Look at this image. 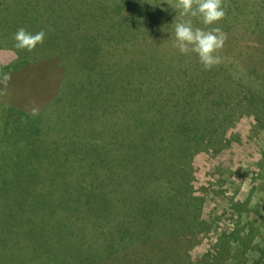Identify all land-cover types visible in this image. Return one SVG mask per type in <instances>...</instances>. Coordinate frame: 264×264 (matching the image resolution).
I'll list each match as a JSON object with an SVG mask.
<instances>
[{"label":"rangeland","instance_id":"obj_1","mask_svg":"<svg viewBox=\"0 0 264 264\" xmlns=\"http://www.w3.org/2000/svg\"><path fill=\"white\" fill-rule=\"evenodd\" d=\"M17 3H28L39 8L38 14L41 16L33 23L46 34L43 43L37 44L25 55V60L31 61L30 65L27 63L17 71L13 69L21 61L15 60L17 54L9 49L0 50V63L14 66L0 67V73L10 72L11 76L7 85L0 84V164L6 166L0 168V180L6 185L17 183L15 179L20 172L28 178L27 164L21 170L14 167L27 162L30 154L49 156L41 159L49 167L50 160H59V155L61 159L63 153L72 152L73 160L66 166L68 171H63V167L57 164L59 168L55 172L59 175L68 172L69 185L81 186L75 189L73 195L63 191V188L59 189L57 199L64 201L71 198L86 205L90 200L94 206L95 210L89 213H86V207L78 208L80 210L75 212L73 218L88 222V229L82 230L83 235L76 239L86 240L87 246L93 243L95 251L100 252L102 257L94 264H237L233 260L235 246L225 248L224 256H219V252L224 250L220 244L233 241L227 236L237 228L242 229L241 236H246L244 234L248 232L251 221L258 222L256 227L264 228L261 222H264V121L259 119L256 111L242 109L243 87L237 82L248 84L256 94L263 95L264 83L261 78L249 72L238 54L230 51L216 53L220 57L219 64L226 66L223 74L229 77L230 83L222 85V88L233 92L232 104L238 107V120L223 133L226 138L222 147L208 146L197 151L190 163L191 179L188 185L193 198L200 204L199 227H206L207 232L182 239L181 242H170L161 239L170 229L161 224L160 215L152 217V220L158 218L154 223L150 222L149 213L144 215L143 206L152 203L150 199L153 197L147 198L144 186L125 183L127 172L133 170L142 175L154 171L161 175L169 170L162 166L140 171L142 155L147 152L142 147L143 135L149 132L139 127L135 130V111L138 109L140 112L144 106L142 92L147 89L138 72H142L143 57L150 60L176 58L175 68L182 65L187 68L186 71L175 69L177 71L170 72L172 93L176 90L179 99L181 94L176 87L181 88V85L202 73L195 68L198 57L180 54L174 47L175 37L174 44L172 40L169 41L170 30H167L169 36L162 32L164 41L156 52L152 51L150 44L143 45L146 41L142 40L140 11L134 4L126 5L124 0H0V15L7 7ZM159 6L160 13L149 22L170 20L167 5ZM53 35L55 41L49 40ZM144 48L150 53L147 57L140 54ZM167 63L169 65L170 62ZM162 76V73L156 75L155 83L151 84L155 86V96L167 82L160 80ZM180 76L185 77L183 83L175 84ZM136 80H139L138 84ZM196 91L198 98L200 91ZM150 98L144 99L148 102ZM30 118L33 120H28ZM163 138H170V133L159 130L155 136L147 138L148 144H151L152 150H160L170 159V154H167L170 152V139L160 143L158 140ZM97 152H101L102 156ZM118 156H124L125 162L120 164L113 161ZM94 157L106 158L107 161L96 163ZM12 160L15 161L12 163ZM68 165L73 169H69ZM3 170L7 171L3 173ZM51 171L43 173L46 176L44 185H56L48 179L67 183L63 178H53ZM161 176L164 178V175ZM164 180L165 184L158 181L147 186L154 197L157 192L154 187L162 188L165 192L170 189L172 193L170 176ZM182 182L180 178L175 180L176 185ZM107 185L122 188L116 194ZM136 187L145 189L141 194L144 201L141 197L125 198L133 190L134 193L138 192L134 189ZM180 188L182 192L185 191V188ZM111 189L115 190L116 186ZM165 192H162V204L155 209L161 213L177 207L176 213H181L178 219L183 221L189 210L184 206V198L177 199L173 204ZM121 193H124L123 197ZM104 196L109 197L112 217L108 214V217L105 216L101 202ZM116 209L138 215L139 222H132L130 217L125 219ZM174 216H177L175 212ZM123 221L122 232H118L116 226ZM179 222L173 223L175 230H179ZM94 224L97 226L93 227ZM156 231L161 232V237L155 236ZM261 236L262 239L257 236L255 244H261L259 247L264 248V241L259 243L264 240V235ZM111 246L120 248L111 249L106 255L104 251ZM245 259L241 264H255L259 254H251ZM45 260L48 264L63 262L59 244L46 247ZM25 264H32V261L28 260Z\"/></svg>","mask_w":264,"mask_h":264},{"label":"trees","instance_id":"obj_2","mask_svg":"<svg viewBox=\"0 0 264 264\" xmlns=\"http://www.w3.org/2000/svg\"><path fill=\"white\" fill-rule=\"evenodd\" d=\"M125 1L127 2L126 5L132 6L134 4L135 7L137 6V11H140L142 20V40L146 41L143 45L150 44L152 51L156 52L159 50V44L164 41V36L162 35L163 31L169 36L167 30H170L169 41L172 40L171 42L174 44L175 38L173 39V36L175 37L174 27L176 23L193 20L194 27L205 28V30L211 27H219L226 34V40L223 47L218 51H225L226 53L230 51L238 54V57L249 72L257 74L264 83V0H262V2L258 0H222L225 16L220 21L210 26H204L201 21L193 18L190 13L181 15L182 9L175 6V0H171L170 5H168V0H164V2L163 0H140L138 2H136V0H124V3ZM138 4H140V10H138ZM161 4L167 5L166 10L170 11L168 16L170 20L166 21V19H163L159 20V22L155 21V23L149 22L150 19L160 13L161 7L159 5ZM173 11H178V13H173ZM38 13L39 8L36 6H31L28 3H17L15 6L12 5L7 7L0 15V24L4 26V28L1 27L2 29H0V50H12L17 54L15 60H21L18 62L19 65L15 67L12 65L0 64L2 69L14 67L13 69L17 71L25 67L27 63L30 65L31 61L25 60V55L28 53V50L15 49L12 37L19 28H24L30 33L41 31L42 29L40 30L37 24L33 23L36 18L41 16ZM173 16L176 21L173 20ZM24 18L27 20L23 21L24 24H28L29 26L23 25L24 27H20L19 22ZM49 40L55 41L54 35L51 36ZM140 52V54H143L145 57L150 54L145 48ZM189 55L196 56L194 53H189ZM151 56L152 54L150 57ZM37 61H39V59L35 62ZM166 61L170 62L169 65ZM175 61L176 58H173V60H150L143 57L140 69L144 75L142 72L137 71L138 74L140 73L141 80L142 78L144 79L142 84L147 86V89L142 92L143 97L152 98H150L148 102L143 98L144 106L142 105L141 111L138 112V109L135 111V130L139 127L149 132V134L143 135L142 147L147 152L143 151L145 154L142 155L143 164L140 171L152 170V167L159 169L164 166L168 167L169 170L166 171H169V173L166 174V171L163 172V174H161L164 175L163 178V176L155 171L154 173L142 175V173H135V170H133L131 173L127 172L125 183H129V186L142 185L147 191V198L150 199L153 197L150 199L152 203L148 206L144 204L143 212L144 215L149 213L151 220L154 215L159 214L161 224L166 229H170L169 232L165 231L166 236L161 239H167V241L170 242H181L182 239L200 235L203 231L207 232L206 227H199L201 226V223L198 222L200 204L196 198H193L191 189L188 185L191 179L189 176L191 172L190 163L192 156L197 151L203 150L208 146L222 147L224 145L225 139L223 138V132L226 127L225 120L232 118L230 109L232 105L230 102V92L222 88V85L230 83L228 81L229 77L223 74L226 70L225 64H217L211 69L206 70L203 65L200 64L199 60L195 66V68L200 69L202 72L201 74L199 73V76L193 77L188 83L183 85H181V83H183L182 81L185 77L180 76L176 80L175 84L178 83L181 85V88L176 87L181 94L179 99H177L176 90L172 93V82L171 79H169L172 77L170 76V72L182 69L186 71L185 69L187 68L184 65L175 68ZM160 73H162V75L164 74L160 80L167 82L163 84L160 93L155 96L156 89H154L155 86L151 84L155 83L156 75ZM166 73L167 76L165 75ZM168 75L170 77H168ZM129 80L130 78L128 77V82ZM138 81L139 80H136L135 83L138 84ZM237 83L242 84L241 82ZM199 87H204V93L206 95L205 101H203L202 104L198 100L199 97H196V90H199ZM181 90H183V92H181ZM252 93L253 92L249 89L246 101L249 102V105H253L257 111L261 110L259 119L264 121V103L260 95L256 93L253 95ZM208 96H210V98H208ZM196 99L199 102H197ZM226 108L229 109L227 112ZM28 120L33 119L30 118ZM28 120L25 119V121ZM159 130H166V132L170 133V138L168 139L163 138L161 141L157 139L160 143L170 139V152L167 153L168 155L170 154V159L164 155L166 153L160 150L154 151L152 150L151 144H148L147 138L155 136ZM97 153L99 156H102L101 152ZM60 156L61 155H59V160H50L49 164H51V166L48 167L41 159L43 157L48 158L49 156L30 154L27 162L25 161L24 164L18 163L14 167L21 170L24 165L27 164L29 169L28 178L20 172V176L15 179L17 183L6 185L1 181L2 179L0 180V264H25L28 260H31L32 264H48L49 262L45 260L46 247L52 244H59L61 248V260L63 262L58 264H64V262L66 264H94L101 259L102 256L100 252L95 251L96 247H94L93 243L87 246L86 240L76 239L83 235L82 230L84 232L88 229V222L86 223V221L82 219H73L76 216L75 212L80 210L78 208L85 207L86 213H89V211L93 212L95 209H93L94 206L90 203V200L87 201L88 203L86 205V203H81L71 198L64 201L57 199L60 192L59 189L63 188V191L71 192L73 195L76 193L75 189H79L81 186L77 185L75 187L74 185H69L71 183L68 180V177H70L68 172H64L63 174L60 173V175L55 172L59 167H63V171H68L66 166L73 160V157H71L72 152L63 153L61 159ZM94 159L96 163L106 160V158L96 159L95 157L93 160ZM123 160H125L124 156H118L113 161H118L122 164ZM13 161L15 160H12V163ZM124 162L125 161H123V163ZM3 166L5 165L0 164V168ZM7 166L9 168L10 164ZM50 169L52 170L50 175L53 178H63L67 183H56L53 179H48L56 185H48L51 183L44 185L43 182L46 181L43 180L46 176H44L43 173H45L46 170L49 172ZM69 169H73V167L69 166ZM7 170H3V173ZM167 176H170L169 184L173 188L172 193L170 194V189L165 192L162 188L160 190L158 187H154L157 191L154 197L152 191L147 189V186L151 183L156 184L158 181L165 184L166 181L164 179ZM178 178L183 180L180 185L175 184V180ZM134 179H137V181ZM107 186L110 191L114 193L119 192V189L122 188L119 187V185H115L116 189L112 190L111 188L115 186ZM180 187L185 188V191L182 192ZM134 189L138 190V192L134 193L133 190V192L128 193L125 198L129 200L133 197L134 199H139L141 197L142 199L141 194L143 195V190L145 189H142V187H136ZM162 192L166 193L167 199L171 197L170 202L173 204L177 199L184 198V206L189 210L186 211V216L182 215L185 216L182 218L183 221L178 219L181 213H176L177 207L161 213H158L155 209L162 204L160 202ZM121 194L123 197L124 193ZM187 194H189V197H187ZM101 202L104 207L105 216L108 217L109 215L112 217L113 215L109 212V197L107 198L104 196V200ZM116 211L121 216L123 215L125 219L130 217L132 222H139L138 215L135 216L132 213L131 215L119 209H116ZM174 212L177 216H174ZM155 219L150 222L152 223ZM174 222H179V230H175L173 225ZM261 222L264 226V222ZM256 223L258 222H250V228L248 232L244 234L246 236H241L243 231L238 228L234 230L232 235L227 236L233 241L227 244H220V247L224 248V250L219 252V256H224L227 250L225 248L229 246L234 248L235 246L234 249L236 250L233 253L234 263L241 264L243 260H246L245 258L249 257L251 254L258 253L259 260H257L255 264H264V248L259 247L261 244H255L257 236L262 239L261 235H264V228L256 227ZM122 225H124V221L116 226L118 232H122ZM96 226V224L93 225V227ZM154 234L156 237H161V232L156 231ZM133 237L137 236L133 235ZM262 241L264 240H261L259 243ZM94 244H96L95 241ZM119 248L120 247L111 246L104 251V253L107 255L111 252V249L119 250Z\"/></svg>","mask_w":264,"mask_h":264},{"label":"clouds","instance_id":"obj_3","mask_svg":"<svg viewBox=\"0 0 264 264\" xmlns=\"http://www.w3.org/2000/svg\"><path fill=\"white\" fill-rule=\"evenodd\" d=\"M164 2V0H163ZM171 2V0H169ZM195 5V6H194ZM175 6L182 9L181 15L189 14L204 26L214 25L225 16L222 0H175ZM45 31L30 33L19 28L13 34L14 48L32 51L37 44L43 43ZM177 48L182 55L194 53L201 65L207 70L220 63L216 54L226 40V34L219 27H194L193 20L176 23L174 27ZM9 73H0V84L7 85Z\"/></svg>","mask_w":264,"mask_h":264},{"label":"crops","instance_id":"obj_4","mask_svg":"<svg viewBox=\"0 0 264 264\" xmlns=\"http://www.w3.org/2000/svg\"><path fill=\"white\" fill-rule=\"evenodd\" d=\"M21 18V17H20ZM23 21H27L26 20V18H24V19H22V20H20V22H19V25H20V27H24V26H29L28 24H24V22ZM1 23V22H0ZM24 25V26H23ZM0 27H3L4 28V26L2 25V24H0ZM1 64V63H0ZM240 82V81H239ZM242 83V82H241ZM238 85L239 86H241V87H243V91H242V94L244 95V100L242 101V109L243 110H254V111H256L257 112V114L260 116V114H261V110H256L254 107H253V105H249L248 103V101H246V98L248 97V91H249V89H250V91H252L253 93V95L256 93L255 92V90L253 89V87L252 86H249L248 84H244V83H242V84H239L238 83ZM199 91H200V95H199V101L201 102V104H202V102L203 101H205V98H206V95H205V93H204V87H199ZM230 102H231V107H230V109H231V112H232V118L231 119H229V120H225V125H226V127H225V130H224V132H227L228 130H227V127H229V125L230 124H232L233 122H236L237 120H238V117H236V115H238V112H237V110H238V107H234V105L232 104V97H233V92H230ZM260 95V98L262 99V102L264 103V94L263 95H261V94H259ZM245 101V103L243 104V102ZM229 109L228 108H226V112L228 111ZM228 123V124H227ZM223 132V133H224ZM223 138H226V135L225 134H223Z\"/></svg>","mask_w":264,"mask_h":264}]
</instances>
